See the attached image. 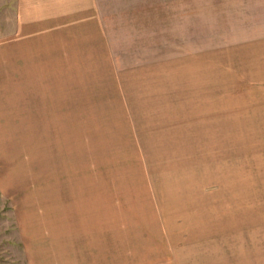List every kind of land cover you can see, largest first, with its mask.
<instances>
[{
  "label": "rangeland",
  "instance_id": "obj_1",
  "mask_svg": "<svg viewBox=\"0 0 264 264\" xmlns=\"http://www.w3.org/2000/svg\"><path fill=\"white\" fill-rule=\"evenodd\" d=\"M204 3L0 0V264H175L207 220L264 214V114L255 179L232 178L228 116L202 100L193 128L191 88L229 69L181 57Z\"/></svg>",
  "mask_w": 264,
  "mask_h": 264
},
{
  "label": "crops",
  "instance_id": "obj_2",
  "mask_svg": "<svg viewBox=\"0 0 264 264\" xmlns=\"http://www.w3.org/2000/svg\"><path fill=\"white\" fill-rule=\"evenodd\" d=\"M194 12L196 16L193 19H196L197 25L191 27L192 30L185 28L189 23L188 16L182 18L181 57H188L190 54L199 57L203 51L207 52L208 60L196 59L194 66L229 69L224 70L228 72L223 76L220 72L213 71L215 81L210 89L206 90L204 84L191 88V98L197 102L188 105L196 115L192 121L193 128H204V114L199 110L203 104L202 100L207 102V107L216 108V112L225 116L224 118L228 116L224 126L214 128L213 132H229L228 143L232 146V162H235L232 178H258L247 159L252 158L248 155L257 154L256 161L259 154L257 147L261 148L262 144L254 143L247 132L260 130L261 127L252 126L244 116L264 114V0H205ZM201 22L206 26H201ZM188 35H192L191 42L194 43L199 42L197 36L211 35L213 38L207 48L199 49L198 44L194 49L187 50L184 44L189 39ZM221 83L228 90L222 91ZM182 105L185 103L182 102ZM223 107L227 108L229 113L221 111L220 108ZM243 186H248L247 181L241 184V188ZM251 186L255 188L254 185ZM250 205L253 208L256 206L255 203ZM253 208H250L251 211L255 210ZM215 210H232V201L217 202ZM245 221V224H237L235 228L236 224H232V218L221 217L210 219V222L207 220L209 229L206 233L197 235L195 245L189 244L180 251V259L176 254L175 264H264V214Z\"/></svg>",
  "mask_w": 264,
  "mask_h": 264
}]
</instances>
